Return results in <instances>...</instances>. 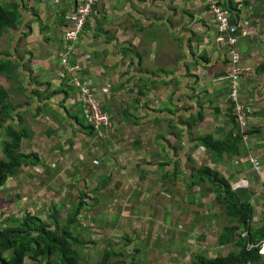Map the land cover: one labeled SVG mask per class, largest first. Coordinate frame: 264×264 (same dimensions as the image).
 Wrapping results in <instances>:
<instances>
[{
  "label": "crops",
  "instance_id": "0c3cea01",
  "mask_svg": "<svg viewBox=\"0 0 264 264\" xmlns=\"http://www.w3.org/2000/svg\"><path fill=\"white\" fill-rule=\"evenodd\" d=\"M83 1L0 0L19 6L23 16L0 37V64L12 70L0 75V89L14 105L0 123V146L7 124L25 128L31 135L22 152L39 158L0 188L8 204L0 222L26 215L48 221L51 214L67 222L81 207L71 231L82 242L83 264L124 246L121 264H191L195 256L239 254L235 245H219L228 220L208 184L192 186L189 162L214 166L241 201L252 196L258 226L264 169L254 171L250 154L264 166V131L247 137V156L217 163L205 148L193 153L199 136L226 138L231 104L238 115L227 79L234 68L206 0H99L80 39L66 42ZM228 4L241 30L240 101L257 131L264 124V0ZM83 89L111 126H90Z\"/></svg>",
  "mask_w": 264,
  "mask_h": 264
},
{
  "label": "trees",
  "instance_id": "16d2710c",
  "mask_svg": "<svg viewBox=\"0 0 264 264\" xmlns=\"http://www.w3.org/2000/svg\"><path fill=\"white\" fill-rule=\"evenodd\" d=\"M206 3L211 13L208 0H206ZM228 3L229 0H219V4L228 9L231 19L235 22L231 14L234 9ZM22 17L19 6L4 5L0 2V37L7 32L8 28L15 27L21 23ZM75 18L76 10L74 13L73 28L67 30L63 37L69 43L77 42L83 35L87 25L86 22L77 40L68 41L66 34L74 30L76 25ZM226 47L230 51V48L228 46ZM190 54L193 63L192 51ZM199 59L204 61L202 63L205 66L209 62L206 58H204L205 60L202 58ZM64 60L66 61V58ZM192 65L197 66L199 64L198 62H194ZM7 71L12 72L7 67V64H0V75L6 74ZM188 95L197 97L194 91H191ZM233 107L234 105L231 104L229 108L232 127L226 138L216 139L212 134L199 136L194 139L196 142L194 145V154H196L197 148H205L210 156L216 158L217 163L222 162L224 158L229 156H247V150L249 152L247 137L263 133L264 126L258 128L256 131V128L249 125L246 130L238 131L236 124L237 116L233 113ZM247 108L250 111L248 106ZM13 111L14 105L10 100V96H8L4 89H0V123H6ZM84 115L86 117L85 111ZM110 124L112 125V119ZM99 127L109 126L102 125ZM173 129H176V127L173 126ZM2 134L5 140L0 146L3 157L0 158V188L8 179L17 176L21 168L35 165L39 160L36 154H24L22 152L23 140L31 135L28 129L14 128L10 124H7ZM179 137L181 138V135ZM250 156L251 165L255 168V164L252 162V159H254L261 164V171H263L264 166L254 151ZM189 163H193L190 173L192 186L208 184L213 189L218 209L224 213L228 220V225L220 231V236L218 237L219 245L226 246L232 244L240 250L239 254H231L227 257L207 258L195 256L192 258L191 264L264 263V256L261 255V249L264 243V215L261 224L258 226L254 225L256 208L252 203L253 197L250 196L249 199L241 201L227 178L214 166L207 164L206 161L198 164L193 159H190ZM80 209L81 207H78V210ZM78 210L73 216L68 218L67 222H62L59 215L54 214H51L48 221H44L33 215H26L22 220L7 219L0 222V264H83L80 254V251L83 249L82 242L71 231L72 224L79 215ZM126 248L127 246H124L121 251H105L96 264H121L119 262L126 257Z\"/></svg>",
  "mask_w": 264,
  "mask_h": 264
},
{
  "label": "built area",
  "instance_id": "2783aa9c",
  "mask_svg": "<svg viewBox=\"0 0 264 264\" xmlns=\"http://www.w3.org/2000/svg\"><path fill=\"white\" fill-rule=\"evenodd\" d=\"M98 1L99 0H84L78 5L76 9L75 28L73 31H70L66 34V39L68 41H74L78 39V36L81 34L87 19L92 14L93 7ZM208 2L210 3L211 14L218 25L220 33L217 42L221 46H228L231 50L230 59L234 71L228 76L227 79H229L230 83H233V92L231 94V98L232 102L236 104L238 112L237 122L243 130H246V128H248L250 125V111L246 106L242 105L240 101V92H238V87H240L241 78H238L237 75L241 70L239 67L242 65L243 58L240 55L241 52H239L238 49H235L238 48V45L235 44H239V35L241 30L239 26L231 19L228 9L219 4V0H208ZM220 40L222 42L226 41L225 44H221L219 42ZM232 52L234 53L232 54ZM81 99L84 104L86 119L91 126L98 128L102 125H111V117L107 113H102L100 111L98 104L93 100L88 89H83ZM252 162L255 164L256 170L261 172V164L254 159H252ZM261 255L264 256V243L262 245Z\"/></svg>",
  "mask_w": 264,
  "mask_h": 264
},
{
  "label": "rangeland",
  "instance_id": "374dc122",
  "mask_svg": "<svg viewBox=\"0 0 264 264\" xmlns=\"http://www.w3.org/2000/svg\"><path fill=\"white\" fill-rule=\"evenodd\" d=\"M263 37H264V35L262 36V38H261V40H262V42H263ZM218 40V39H217ZM221 44H225V42L226 41H224V42H222L221 40L219 41ZM264 43V42H263ZM241 43H240V41H239V44L237 43V44H235V45H240ZM231 51V50H230ZM229 51V58H230V54H231V52ZM234 52H232V54H233ZM241 55V54H240ZM241 57H242V55H241ZM241 67V66H240ZM239 67V68H240ZM100 115H102V114H100ZM102 116H105V115H102ZM264 126V124H261V125H257V127H263ZM247 129V128H246ZM194 155V154H193ZM0 158H3L2 156H0ZM254 171L257 173V171H256V168H254ZM226 176V175H225ZM0 204H1V207L0 208H2V207H4V205H8L7 203H5V202H3V201H0ZM254 207H255V205H254ZM257 213V212H256Z\"/></svg>",
  "mask_w": 264,
  "mask_h": 264
}]
</instances>
